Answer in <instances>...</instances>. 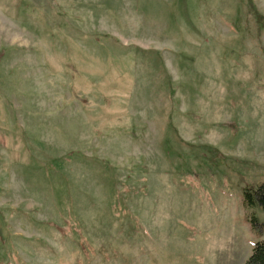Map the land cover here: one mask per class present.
<instances>
[{"label": "rangeland", "instance_id": "rangeland-1", "mask_svg": "<svg viewBox=\"0 0 264 264\" xmlns=\"http://www.w3.org/2000/svg\"><path fill=\"white\" fill-rule=\"evenodd\" d=\"M263 183L264 0H0V264H246Z\"/></svg>", "mask_w": 264, "mask_h": 264}, {"label": "trees", "instance_id": "trees-1", "mask_svg": "<svg viewBox=\"0 0 264 264\" xmlns=\"http://www.w3.org/2000/svg\"><path fill=\"white\" fill-rule=\"evenodd\" d=\"M245 202L249 205L257 202L264 211V183L253 193L246 191ZM252 224L255 227L260 226L264 228V222L260 224L256 219H252ZM246 264H264V241H259L254 245L252 254Z\"/></svg>", "mask_w": 264, "mask_h": 264}]
</instances>
